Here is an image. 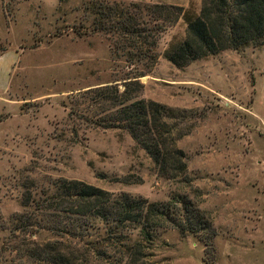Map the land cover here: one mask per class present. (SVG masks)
Here are the masks:
<instances>
[{"label":"rangeland","instance_id":"rangeland-1","mask_svg":"<svg viewBox=\"0 0 264 264\" xmlns=\"http://www.w3.org/2000/svg\"><path fill=\"white\" fill-rule=\"evenodd\" d=\"M86 1L0 0V53L16 52L0 80V264H47L29 251L55 241L74 251L77 264H113L118 257L99 221L80 240L39 225L20 227L17 216L24 221L28 214L49 224L37 203L60 178L149 202L187 195L214 236L158 229L146 244V264H264V43L178 67L164 52L184 39L201 0H108L183 11L160 35L154 66L132 78L133 67L113 54L104 35L72 31ZM129 78L141 85L136 99L169 110L165 121L184 154V180L158 175L125 130L81 118L90 119L98 107L86 98L75 105L77 95L113 84L122 91ZM28 194L34 204L23 206ZM129 236L137 238L136 231ZM97 250L106 256L98 258Z\"/></svg>","mask_w":264,"mask_h":264},{"label":"trees","instance_id":"trees-1","mask_svg":"<svg viewBox=\"0 0 264 264\" xmlns=\"http://www.w3.org/2000/svg\"><path fill=\"white\" fill-rule=\"evenodd\" d=\"M81 9L86 20L72 27L74 34L78 37L104 35L113 54L133 67L132 78L142 75L140 68L154 66L160 35L183 12L177 6L108 0H88ZM263 43L264 0H201L199 14L186 24L184 39L172 44L164 57L179 67L226 49ZM129 79L122 91L113 84L77 95L75 105L86 98L98 107L90 119L81 118L101 127L125 130L151 158L158 175L168 180H184V154L175 147V139L165 121L170 116L169 110L157 102L136 99L141 85L136 79ZM53 186L54 190L45 193L37 203L49 224H37L34 215L28 214L24 221L23 215L17 216L21 219L20 227L39 225L38 228H46L59 236L80 240L91 235V229L99 228L96 224L99 221L106 226V240L119 248L113 264H146V244L155 231L167 226L181 234L206 233L210 239L215 233L209 219L187 195L149 202L127 193L113 195L79 180L60 178ZM33 202L28 194L22 205ZM134 230L137 238L132 239L129 234ZM67 250L58 241L48 242L40 250H30L28 256L47 264H77L80 258ZM93 254L98 258L106 256L98 250Z\"/></svg>","mask_w":264,"mask_h":264},{"label":"crops","instance_id":"crops-1","mask_svg":"<svg viewBox=\"0 0 264 264\" xmlns=\"http://www.w3.org/2000/svg\"><path fill=\"white\" fill-rule=\"evenodd\" d=\"M16 52L13 49H5L0 53V80L5 81L7 70L13 63Z\"/></svg>","mask_w":264,"mask_h":264}]
</instances>
